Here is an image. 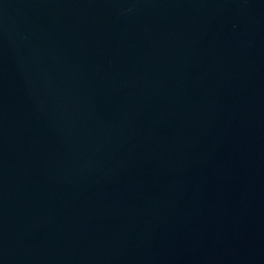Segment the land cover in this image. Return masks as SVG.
I'll return each instance as SVG.
<instances>
[{"label": "water", "instance_id": "obj_1", "mask_svg": "<svg viewBox=\"0 0 264 264\" xmlns=\"http://www.w3.org/2000/svg\"><path fill=\"white\" fill-rule=\"evenodd\" d=\"M0 264H264V0H0Z\"/></svg>", "mask_w": 264, "mask_h": 264}]
</instances>
